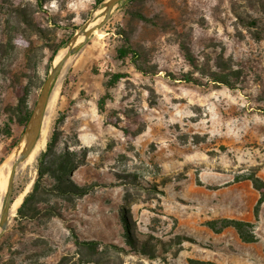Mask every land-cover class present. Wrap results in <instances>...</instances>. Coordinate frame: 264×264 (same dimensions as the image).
I'll return each instance as SVG.
<instances>
[{
  "label": "rangeland",
  "instance_id": "374dc122",
  "mask_svg": "<svg viewBox=\"0 0 264 264\" xmlns=\"http://www.w3.org/2000/svg\"><path fill=\"white\" fill-rule=\"evenodd\" d=\"M97 1L0 0L2 163L25 131L21 98L32 113L55 57L100 10ZM126 38L137 56L120 61ZM107 73L123 75L109 90ZM187 73L201 84L180 80ZM57 96L45 146L16 172L13 201L32 190L54 132L44 161L76 153L71 180L89 192L60 197L44 176L40 212L27 220L15 210L0 264H264V202L256 213L260 192L250 179L264 182V0H124L71 57ZM226 219L250 223L253 241Z\"/></svg>",
  "mask_w": 264,
  "mask_h": 264
},
{
  "label": "trees",
  "instance_id": "16d2710c",
  "mask_svg": "<svg viewBox=\"0 0 264 264\" xmlns=\"http://www.w3.org/2000/svg\"><path fill=\"white\" fill-rule=\"evenodd\" d=\"M97 2H101V0H98ZM41 5V2L39 3ZM138 18L141 20H144L146 22H150V19H147L142 14H135ZM253 25H256V20L253 19L252 23ZM122 35V34H121ZM123 36V35H122ZM183 52L185 54L186 59L192 64L194 63V58L191 55L190 51L186 46H182ZM58 51V50H56ZM55 51V52H56ZM129 55L132 57L137 56V52L130 46L129 40L126 38L125 43L117 49V59L120 61H124ZM107 81L105 83L106 88L109 90L111 88L116 87L117 83L123 78V75L121 73H107ZM210 78L213 82L219 83L221 85L226 86L227 88L234 89L235 84L229 79L227 74L221 73V72H211ZM169 77L173 80H176V77L174 75H169ZM187 83H192L196 85H200L201 81L195 77L191 73L184 74L183 77L180 79ZM25 96H27V93H25ZM110 98V94L107 92L106 95L101 97L97 103L98 109L101 111L105 110L106 106V100ZM19 105V123L26 126L31 111L27 109L26 107L22 108L25 104V99L20 100ZM65 119V115L61 114L60 117L56 121V126L60 125ZM14 123V119L12 117H9L7 121L3 123V128H5V133L7 136H12V130H11V124ZM57 128V127H56ZM55 128V131H56ZM56 132L53 133V137L51 138V141L47 144V150L41 155V163L40 167L38 169V178L35 182V184L32 187V190L26 195L24 198L21 206L17 210V215L15 218L20 219H27L32 220L34 219L37 214L40 212V208L38 207L39 202L42 201V195L46 193L45 187L41 184L42 179L44 176L49 175L51 178H53L56 181V185H53L52 193L60 196V197H73V196H84L88 194L89 188L87 187H81L73 183L71 180V176L74 173V171L78 168V165L80 164V159L77 158L76 153L71 152L70 150H66L65 152H60L56 156H54L53 159H49V161H44V159L48 156V153L51 151L54 141L56 140L55 136ZM18 139L15 140L14 146L17 145ZM12 147H8V151H11ZM2 159L0 160V164L2 163ZM47 163V164H46ZM250 179L253 181L254 187L260 192V199L258 201L257 207H256V213L258 211V207L264 202V182L252 175ZM211 226L215 225V222L210 223ZM223 226H233L235 227L243 240L246 241H253V237L248 239L245 235V227L249 226L250 223H246L243 221H237V220H224ZM215 228V227H213ZM84 244H90L91 242H83Z\"/></svg>",
  "mask_w": 264,
  "mask_h": 264
},
{
  "label": "water",
  "instance_id": "95a60500",
  "mask_svg": "<svg viewBox=\"0 0 264 264\" xmlns=\"http://www.w3.org/2000/svg\"><path fill=\"white\" fill-rule=\"evenodd\" d=\"M122 1L124 0H104L101 3L100 10L102 13L99 23L91 27V22L96 19V16H92L89 22L73 34L67 44L64 57L61 61H59V63H57V65H53L47 78L45 79L39 97L26 124L25 131L12 152L13 172L11 173V177L9 179L4 204L0 212V239L6 232L9 219L13 215V187L16 170L28 159L41 137L45 117L47 116L49 100L61 74L63 65L69 58L77 54L96 32L106 26L107 22L112 17L113 10ZM81 36L83 37V41L77 43L79 37Z\"/></svg>",
  "mask_w": 264,
  "mask_h": 264
},
{
  "label": "bare ground",
  "instance_id": "6f19581e",
  "mask_svg": "<svg viewBox=\"0 0 264 264\" xmlns=\"http://www.w3.org/2000/svg\"><path fill=\"white\" fill-rule=\"evenodd\" d=\"M102 11L101 10H98L95 14L96 16V19L95 21L91 22L90 26H94L96 25L97 23H99V21L101 20V17H100V13ZM99 32V31H98ZM98 32H96L95 34H97ZM99 36L101 37L102 34H99ZM83 41V37H79L77 43H80ZM65 52H66V49H63L61 50L57 56L55 57L54 59V63L53 65H57V63H59V61H61V59L64 57L65 55ZM71 62V58H69L65 64L63 65V68H62V71H61V74L58 78V81L55 85V88L53 89V92H52V95H51V98L49 100V104H48V107H47V116L45 117V122H44V125H43V129H42V139L38 141L37 145L35 146L34 150L31 152L30 156L28 157V159L23 163L21 164V166H19L16 170V172L18 171H24L28 166H30L34 160L37 158L38 154H39V151L45 146L46 144V141L44 138V134H45V131H46V126H47V121H48V116H49V113L52 109V107L54 106V103H55V99L56 97H58V92H59V88L64 80V76H65V73H66V70L69 66ZM52 114V113H51ZM48 127V126H47ZM47 133V132H46ZM46 137V136H45ZM26 171V170H25ZM13 172V159H12V156H9L1 165H0V211H1V205H2V201H3V198H4V195L7 191V186H8V183H9V179L11 177V173ZM16 176V175H15ZM30 184V183H29ZM29 188H30V185L25 189L24 193H22L19 197H17L14 201H13V206H12V209H13V213L15 212V210L18 209V207L21 205L22 201H23V198L25 197V195L28 193L29 191Z\"/></svg>",
  "mask_w": 264,
  "mask_h": 264
}]
</instances>
